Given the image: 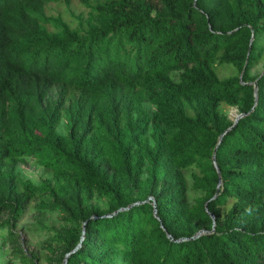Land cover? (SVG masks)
<instances>
[{
    "label": "trees",
    "instance_id": "16d2710c",
    "mask_svg": "<svg viewBox=\"0 0 264 264\" xmlns=\"http://www.w3.org/2000/svg\"><path fill=\"white\" fill-rule=\"evenodd\" d=\"M72 1L0 0L9 236L39 199L62 212L37 223L56 264H264V0H79L77 25L49 12ZM26 155L52 176L23 177Z\"/></svg>",
    "mask_w": 264,
    "mask_h": 264
},
{
    "label": "rangeland",
    "instance_id": "374dc122",
    "mask_svg": "<svg viewBox=\"0 0 264 264\" xmlns=\"http://www.w3.org/2000/svg\"><path fill=\"white\" fill-rule=\"evenodd\" d=\"M49 12L51 14H61L65 19L73 25L80 24V16L87 15V7L79 0H73L70 3L66 2H51L49 4ZM264 70V57L253 68V73H259ZM233 69L226 66L223 70V75L230 74ZM221 109L226 112L230 118L236 119L240 114L237 106L230 105L226 102L221 103ZM59 131H64V126L59 125ZM18 170L25 178L33 180L35 183L48 179L52 176L51 169L41 165L37 162L35 157L31 155L23 156L22 160L18 162ZM194 191H192V194ZM51 197V196H50ZM39 199L31 202L30 206L20 218L15 229V237H10L8 234V227L1 223L0 219V264H24V261L18 255L16 249L20 246L27 255L32 252L39 255L36 259L38 264H56L57 261L52 259L49 255H55L47 247L46 241L50 240L49 224L56 227L60 226L63 219L60 217V210L43 209L38 206ZM44 219L48 226L40 228L38 222ZM65 260V257H64Z\"/></svg>",
    "mask_w": 264,
    "mask_h": 264
},
{
    "label": "water",
    "instance_id": "95a60500",
    "mask_svg": "<svg viewBox=\"0 0 264 264\" xmlns=\"http://www.w3.org/2000/svg\"><path fill=\"white\" fill-rule=\"evenodd\" d=\"M240 115H241V113L237 116V118L235 120H237ZM155 211H156V206H155Z\"/></svg>",
    "mask_w": 264,
    "mask_h": 264
}]
</instances>
